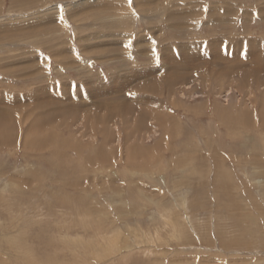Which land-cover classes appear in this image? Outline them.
I'll list each match as a JSON object with an SVG mask.
<instances>
[{
    "label": "rangeland",
    "instance_id": "374dc122",
    "mask_svg": "<svg viewBox=\"0 0 264 264\" xmlns=\"http://www.w3.org/2000/svg\"><path fill=\"white\" fill-rule=\"evenodd\" d=\"M263 93L264 0H0V264H264Z\"/></svg>",
    "mask_w": 264,
    "mask_h": 264
},
{
    "label": "bare ground",
    "instance_id": "6f19581e",
    "mask_svg": "<svg viewBox=\"0 0 264 264\" xmlns=\"http://www.w3.org/2000/svg\"><path fill=\"white\" fill-rule=\"evenodd\" d=\"M260 50V49H259ZM258 55V54H257ZM256 56V55H255ZM260 60V59H259ZM255 72V71H254ZM264 94V93H263ZM262 99V98H261ZM263 101H264V99H263ZM262 103V102H261ZM250 104V103H249ZM262 111V110H261ZM226 113V112H225ZM245 116H247V115H245ZM244 116V117H245ZM264 116V115H263ZM248 118V117H247ZM126 119V118H125ZM228 119H230V118H228ZM249 119V118H248ZM235 122H236V120H235ZM242 123V122H241ZM240 124V123H239ZM244 127V126H243ZM128 128V127H127ZM133 129V128H132ZM231 129V128H230ZM238 129V128H237ZM141 130V129H140ZM152 131V130H151ZM232 131V130H231ZM237 131V130H236ZM253 133V132H252ZM232 136H234V135H232ZM10 137V136H9ZM254 137H255V135H254ZM255 139V138H254ZM32 145V144H31ZM50 145V144H49ZM35 146V145H34Z\"/></svg>",
    "mask_w": 264,
    "mask_h": 264
},
{
    "label": "snow or ice",
    "instance_id": "6c2138e0",
    "mask_svg": "<svg viewBox=\"0 0 264 264\" xmlns=\"http://www.w3.org/2000/svg\"><path fill=\"white\" fill-rule=\"evenodd\" d=\"M129 4H131L132 0H128Z\"/></svg>",
    "mask_w": 264,
    "mask_h": 264
}]
</instances>
